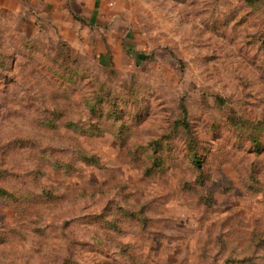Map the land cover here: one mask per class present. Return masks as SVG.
<instances>
[{"label": "clouds", "instance_id": "9594fccd", "mask_svg": "<svg viewBox=\"0 0 264 264\" xmlns=\"http://www.w3.org/2000/svg\"><path fill=\"white\" fill-rule=\"evenodd\" d=\"M7 3L14 7L6 17L0 6V28L5 29L0 56L9 62L23 57L24 63L29 59L24 56L25 47L31 44L41 50L33 55L43 59L49 40L53 44L63 40L81 59L83 69H91L83 92L71 104L69 118L85 131L89 120L105 129L99 142L102 146L93 145L90 152L101 156L106 170L81 165L83 171L68 182L69 189L56 190V195L66 197L59 209L44 210L39 216L9 215L8 209H0V264H63L74 240L102 247L112 257L106 264H225L227 260L264 264V246L257 247L258 240L253 239V233L264 234V191H247L242 156L234 159L235 153L225 151L227 142L216 145L220 130L209 131L212 118L219 113V123H223L229 109L245 120L264 118V53L253 66L251 57L256 48L245 47L264 29V5L253 8L248 0H100L97 10L94 0ZM49 4L54 6L52 12L46 11ZM93 11L97 12L95 25L90 22ZM243 17L247 21L237 27ZM128 34L135 39L128 40ZM98 46L122 47L129 56L144 54L146 58L139 66L129 63L98 77L95 61H91ZM17 79L18 85L8 98L0 86V158L14 157L0 165V171L18 174L14 183L21 194L39 195L55 184L48 179L39 186L30 182L26 173L36 168L30 153L39 148L74 149L83 138L66 129L58 137H41L35 121L50 103L48 81L36 72L29 75L24 71L17 72ZM249 93L252 99L247 102L255 107L248 108L245 115ZM98 97L104 98L103 104L98 103L90 112L88 105ZM217 97L225 101L222 109ZM57 98L51 96L52 100ZM113 105H118V110ZM183 107L189 109V118L204 128L203 135L196 133L194 137L201 145L199 169L184 158L188 137L173 133L172 121ZM109 110L116 111V116ZM205 113L207 119L200 120ZM165 136L168 138L157 146V156H163V162L153 166L152 175L146 177L142 168L131 164L128 154L143 157L152 152L153 141ZM20 140L31 143H13ZM244 144L241 140L237 151ZM118 169H122L119 180L110 182L103 194H87L94 171L95 179L104 183L109 180L108 170ZM201 172L204 176L197 182ZM123 185H128L130 196L121 191ZM200 196L219 199L221 209L231 205L245 213L242 223L225 229L224 250L217 236L221 235L220 224L233 213L221 210L205 216L198 207ZM145 205L142 219L146 224L120 220L122 235L106 227L83 231L62 227L65 220L76 225L115 222L122 209L139 213ZM36 228L45 229L46 236L36 234ZM155 233H163L156 237L157 244H162L157 252L153 251ZM122 250H127V255ZM74 259L77 264L104 261L91 252Z\"/></svg>", "mask_w": 264, "mask_h": 264}, {"label": "rangeland", "instance_id": "374dc122", "mask_svg": "<svg viewBox=\"0 0 264 264\" xmlns=\"http://www.w3.org/2000/svg\"><path fill=\"white\" fill-rule=\"evenodd\" d=\"M248 3L253 8H257L260 5H264V0H248ZM0 6H3V11L6 17L11 15V8L14 5L9 6L7 0H0ZM53 5H50V7ZM95 9L99 10L101 7L100 0H94ZM54 9H46V11L52 12ZM85 14L89 15L85 9ZM90 22L92 25L97 23V12L90 13ZM77 20H80V16H76ZM247 21V17L241 18L237 27L244 24ZM81 23L83 21L81 20ZM264 23V22H262ZM5 29L0 28V47L5 43L3 39V33ZM128 40H134L132 34L127 35ZM246 48H256V54L251 57V62L255 66V62L260 60L261 53H264V29L259 31L255 36L248 40L245 45ZM41 51L37 45H27L25 47L24 56L29 59L21 63L23 57L18 58L15 61L9 62L4 56H0V86L3 88V92L6 98L12 94V90L18 85L17 72L24 71L31 75L36 72L42 78L48 81L50 88V103L48 107L40 111L37 116L35 124L38 134L41 137L53 138L58 137L62 129H66L68 132L75 131L83 138V142H76L74 149H55V148H39L30 153V159H33L36 163V168L33 171L26 173L31 177V183L39 186L46 179L54 181L55 187L45 188L39 195H33L31 193L21 194L17 189L14 181L19 180L17 173L11 171H0V188L4 190L5 196L0 195V209H8V214H19L21 216H27L29 214L39 216L44 210L59 209L62 204L65 203L66 197L56 195L58 188L64 187L67 191L69 189L68 182L74 177H78L82 173L81 165L84 168L94 169L99 172H105L106 165L101 162V156L96 154L95 151L90 152L93 145L97 148L102 145L99 143L103 140L105 129L99 126V122L93 123L91 120L88 122L87 131L81 128L76 122L69 118V112L71 104L75 97L81 95L83 92V85L87 83V71L82 67V61L79 57L72 54L69 45L63 40L58 44H53L49 40L48 51L43 52V59L33 55V53ZM243 51V49H242ZM51 53V55L49 54ZM146 56L144 54H138L136 56H129L128 53L122 48L103 47L98 46L94 49L91 56V61H95V68L97 76L103 74H110L117 68L126 67L129 63H135L137 66L142 64ZM90 61V62H91ZM76 80H79V84H75ZM75 85V87H73ZM51 96L58 97L55 100L51 99ZM103 97H98L96 102L88 105L89 111L94 112L97 104H103ZM252 99L251 93L246 97V103L244 105L245 115H247L248 108H254L255 105L248 103ZM219 108H223L225 101L223 97H217ZM264 103V101H262ZM118 110V105H113ZM35 108V105L33 106ZM39 111V110H37ZM110 111V114L115 117L116 111ZM200 120L207 119V113L199 118ZM221 116L219 113L212 118L211 127L209 131L215 133L220 130V140L216 142V145H223L227 142L228 147L225 151L235 153L234 159L242 156V163L247 170L246 183L244 186L251 194H259L264 191L262 187V180H264V118L258 121L245 120L243 117H238L235 109H229L227 114L223 117V123H219ZM227 127L228 131H224ZM173 133L179 137L181 133L188 137L186 152L184 158L189 159L193 164L195 156L201 157L200 151L201 145L196 141L195 134L200 133L203 135L204 128L198 126L195 120L189 118V109L183 107L179 109V115L172 121ZM232 130H235L234 132ZM234 136V139L232 138ZM168 136L162 137L161 140L153 141L151 147L152 152H145L143 157L138 156L136 153H129L128 158L132 165L142 168L146 177L152 175V167L160 165L163 162V156H157V146L161 144L163 139H167ZM119 139V137H117ZM241 140L245 142L243 149L237 151L236 146L240 144ZM18 144H30L31 141H14ZM115 143V141H114ZM207 149V144L204 145ZM216 147L215 145L213 146ZM164 150L168 151V146H164ZM140 150L137 149V152ZM215 155V151L213 152ZM10 156L0 158V165L7 163ZM196 166V164H195ZM197 167V166H196ZM199 169V167H197ZM122 169L108 170L107 174L109 180L104 183H100L95 179V171L92 173V179L89 180L87 186V194H103V190L109 187V183H116L119 180V173ZM204 173L201 172L197 178V182H200ZM243 182V181H242ZM121 191L126 195L128 193V185H123ZM6 194H8L6 196ZM84 194V193H82ZM222 199V198H220ZM114 202L109 201L112 205ZM220 200H213L210 196H200L198 199V207H201L205 213V216L211 217L215 213L223 211L232 212L226 220L220 224L221 235L217 236V240L221 242L222 250H224L223 235L225 229L232 228L234 223H242L241 218L245 215L243 210L235 211V208L231 205H225L223 209L219 207ZM119 207V205H115ZM148 205L142 207L139 213L122 209L119 213V219L115 222L105 221L101 225H76L72 220H65L63 229L65 231L69 229H75L83 231L90 228H107L109 231L122 235V229L120 226V220L125 222H140L146 224V220L142 219L145 208ZM204 219V217H202ZM35 223V221H34ZM145 230L147 228L145 227ZM36 234L46 236V230L41 228L34 229ZM163 233H155L153 236V251L157 252L162 244H157L156 237H162ZM253 239L258 240L257 247L264 246V234L258 236L253 233ZM127 255V250H122ZM68 256L63 260V264H77L76 256H82L84 253H95L98 256L104 257V261L101 264H106L112 257L103 250L102 247L96 245H90L82 243L78 240L71 241L67 248ZM171 260V258H170ZM113 264H116L113 261ZM225 264H234L233 261L227 260ZM242 264V262H241Z\"/></svg>", "mask_w": 264, "mask_h": 264}, {"label": "trees", "instance_id": "16d2710c", "mask_svg": "<svg viewBox=\"0 0 264 264\" xmlns=\"http://www.w3.org/2000/svg\"><path fill=\"white\" fill-rule=\"evenodd\" d=\"M194 163L196 164L197 167L200 166V157L198 155L195 156ZM0 195L5 196L4 190L0 188ZM8 194H6L7 196Z\"/></svg>", "mask_w": 264, "mask_h": 264}, {"label": "crops", "instance_id": "0c3cea01", "mask_svg": "<svg viewBox=\"0 0 264 264\" xmlns=\"http://www.w3.org/2000/svg\"><path fill=\"white\" fill-rule=\"evenodd\" d=\"M50 5H51V4L47 5V8H46V9H48V8H49V9H54V6H51V7H50ZM76 19H77V18H76ZM70 36H71V34H70Z\"/></svg>", "mask_w": 264, "mask_h": 264}]
</instances>
